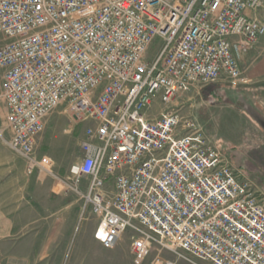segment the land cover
<instances>
[{"label": "built area", "instance_id": "1", "mask_svg": "<svg viewBox=\"0 0 264 264\" xmlns=\"http://www.w3.org/2000/svg\"><path fill=\"white\" fill-rule=\"evenodd\" d=\"M262 8L264 0H0L10 146L30 175L41 169L79 196L103 248L131 231L137 264L156 245L211 264H264V190L182 115L188 93L244 81L239 57L264 38V21L246 13ZM156 103L167 110L153 118ZM61 107L95 122L66 181L37 154Z\"/></svg>", "mask_w": 264, "mask_h": 264}, {"label": "rangeland", "instance_id": "2", "mask_svg": "<svg viewBox=\"0 0 264 264\" xmlns=\"http://www.w3.org/2000/svg\"><path fill=\"white\" fill-rule=\"evenodd\" d=\"M1 37L0 47L4 41ZM262 41L264 42V39ZM158 44L159 42H157ZM255 56L254 59L246 63L249 68L247 67L243 74L244 81L237 86L229 84L203 86L197 91L188 93L185 97V108L182 110V115L193 117L199 127L204 130L208 139L229 156L234 166L240 168L264 190V121L260 118V116L264 117V94L256 91L264 84L256 82L258 79V76H255L256 73L250 76L253 71L250 69L251 64L256 66L258 58H264V54L259 52ZM1 82L2 71L0 70V86ZM248 87L255 88L252 94L246 90ZM250 98L253 103L252 108L249 107L252 105L249 102ZM259 100L262 102L261 104H259ZM165 110H167L166 106L156 103L150 109L149 116L156 118ZM0 114L5 116L1 88ZM94 125L95 122L90 119H86L82 123L77 122L67 107L57 109L48 118L46 129L37 148V154L48 156L53 163L55 162L54 158L62 163V165L60 163L61 168H57V166L53 168V172L59 180L66 181V170L70 166L67 163H75L78 160L80 157L79 142L83 137V132ZM67 150H69V156L62 160ZM44 174L48 175L47 177H53L50 173ZM96 220L90 212L81 214L72 236L67 235L61 239L59 254L51 264H75V259L77 260L81 253L86 252L92 260L93 257L89 255L92 254L90 249L93 241L89 228L96 226ZM132 234L131 231L125 233L114 249H101V256H97V260L94 259L93 262L95 264H137L131 252ZM38 241L36 240L34 248L33 245H29L25 251L34 249L31 260L5 261L2 264H40L33 260L34 253L40 247ZM157 256L175 261L177 264H211L189 256L183 251L162 250L157 245L142 264H151Z\"/></svg>", "mask_w": 264, "mask_h": 264}, {"label": "crops", "instance_id": "3", "mask_svg": "<svg viewBox=\"0 0 264 264\" xmlns=\"http://www.w3.org/2000/svg\"><path fill=\"white\" fill-rule=\"evenodd\" d=\"M246 14L252 18L264 20V8L248 10ZM263 39L255 50L239 57L243 74L245 69L249 68L246 63L254 59L255 54L259 52L264 54ZM258 59L256 66L251 62L250 69L253 71L250 76L256 73L255 76H258L256 82L264 84V58ZM246 90L252 94L255 88L248 87ZM256 91L264 94V86L258 87ZM249 102L252 103L251 98ZM261 103L259 100V104ZM249 107L252 108L253 103ZM260 118L264 121V117L260 116ZM85 131L81 140L85 136ZM11 138L6 116L0 114V264L5 261L31 260L36 240H39L40 247L34 253L33 260L40 264H51L59 254L61 239L67 235L72 236L74 233L82 214L83 202L63 182L47 177L43 170L37 169L30 175L24 157L10 146ZM67 156H69V150L66 151L62 160ZM54 159V167L61 168L62 163L57 158ZM67 164L70 165L66 170L68 176L74 163ZM96 226L89 228L93 241L90 249L92 254L89 255L93 257L92 260L88 257V252L81 253L77 260L75 259V264H95L93 260L96 261L97 256H101V249L105 250L94 239ZM29 245H33V248L25 252Z\"/></svg>", "mask_w": 264, "mask_h": 264}]
</instances>
